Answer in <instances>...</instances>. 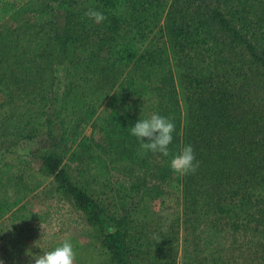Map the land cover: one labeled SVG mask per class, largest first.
I'll use <instances>...</instances> for the list:
<instances>
[{"label": "trees", "instance_id": "1", "mask_svg": "<svg viewBox=\"0 0 264 264\" xmlns=\"http://www.w3.org/2000/svg\"><path fill=\"white\" fill-rule=\"evenodd\" d=\"M89 9L106 19L95 23L85 15ZM94 39L103 44L95 53ZM104 52L105 68L120 74L115 79L125 75L120 105L102 115V99L66 84L61 101L72 93L77 104L70 121L61 120L59 137L53 118L44 124L53 147L62 144L60 153L42 156L41 174L55 177V193L99 229L113 264H143L144 257L156 264L162 247L172 245L163 233L141 243L147 233L138 223L143 225L147 190L162 198L174 184L188 223L201 213L208 235L225 234L233 246L256 249L264 260V0H0V92L18 82L23 68L78 73L99 63ZM53 54L69 56V66L49 63ZM153 97L152 109L139 112L135 103ZM153 113L175 124L167 157L138 155L139 142L130 134ZM89 127L91 137L85 136ZM185 145L193 147L199 168L179 176L170 161ZM2 149L0 144V192L6 196L1 201L0 193V222L33 191L11 185L10 175L17 169L20 180L30 182L31 164L4 163ZM66 157L85 163L74 179L60 168ZM93 182L117 202L114 213L90 193ZM42 185L35 182V189ZM157 241L160 250H145ZM3 262L22 264L11 255Z\"/></svg>", "mask_w": 264, "mask_h": 264}, {"label": "rangeland", "instance_id": "2", "mask_svg": "<svg viewBox=\"0 0 264 264\" xmlns=\"http://www.w3.org/2000/svg\"><path fill=\"white\" fill-rule=\"evenodd\" d=\"M42 19H47V16ZM163 23L164 21L161 26ZM97 39L101 40L100 37ZM93 43L96 46L94 53L103 46L98 45L96 39ZM58 55L53 54L49 63L58 64L56 60L58 59L65 63V67L69 66L67 59L69 56L65 60L59 59ZM100 56L99 63L95 62L96 65H91L88 70L85 69V64L78 73L61 69L59 76H56L49 67H33L30 73L25 72L23 68L19 71L18 82H10V86L4 87L6 91L0 92V144L6 153L4 163L18 165L20 162H28L31 166L26 164L27 174L28 172L33 174L30 182L27 178L21 181L17 169L12 171L11 185L16 184L20 189L26 186L33 191L28 193L19 210L6 215L5 221L1 222L7 230L0 234V250L13 248L14 257L22 264H30L31 258L26 255V250L31 249L33 254L42 255L43 252L61 245L65 240H70L73 244L75 264H113L110 254L102 246L99 229L94 230L90 227L82 213L74 211L57 192L55 193L52 188L55 177L46 178L40 171L43 166V155L50 151L58 153L62 151V144L59 142L58 146L53 147L54 142L44 131L46 129L44 124L50 117L53 118L56 135L59 137L61 120L70 121L69 114L77 106L73 102L75 95L72 93L63 97L66 103L61 101L66 84L78 87L79 91L86 94V98L102 99V107L99 110L102 115L107 107L120 105L122 91L120 84L125 75L122 74L120 79L116 80L115 76L120 75L117 68H105L108 63L106 53ZM60 86L62 89H59ZM155 100L154 97L140 98L135 105L139 112L150 110ZM92 134L93 130L89 127L85 136L91 137ZM8 148L10 149L6 151ZM8 151L11 153H7ZM84 164L70 162L66 157L62 158L60 168L65 167L69 176L74 179ZM35 182H42L44 187L35 189ZM90 188V193L102 201L100 204L104 205L108 212L114 213L118 208L114 207L117 202L110 196L103 195L102 187L95 185L94 182ZM18 191V188H12L10 194L15 196ZM167 192L169 193L162 198H154L153 191L147 190L146 204L141 216L144 219L143 225L138 223V227L143 226V231L147 233L146 236L143 234L141 243H153L160 233L166 235L165 240L172 243L162 247L164 249L156 264H264L262 254L256 249L249 252L246 251V247L233 246V239L225 234L208 235L205 232L206 220L201 219V213L192 215L194 220L188 223L187 219L190 217L184 214L182 195L177 184L167 187ZM0 193L1 201L5 200L6 196L2 191ZM136 214L135 218H138L140 213ZM41 223L44 228L43 234ZM134 232L133 229L130 231L131 234ZM36 241L39 248L34 246ZM160 248V241H157L153 247H146L145 250L156 252ZM142 263L154 264L147 257H144Z\"/></svg>", "mask_w": 264, "mask_h": 264}, {"label": "clouds", "instance_id": "3", "mask_svg": "<svg viewBox=\"0 0 264 264\" xmlns=\"http://www.w3.org/2000/svg\"><path fill=\"white\" fill-rule=\"evenodd\" d=\"M85 15L95 23H102L106 17L100 11L89 9ZM175 124L168 118L153 113L148 118L139 119L130 127L131 136L135 137L140 145L138 155H146L148 152L169 156V145L173 141ZM172 171L179 176L195 174L199 168L194 149L191 145H185L180 152L170 161ZM42 234L44 231L41 223ZM40 241V240H39ZM38 247V241L34 244ZM39 248V247H38ZM26 255L31 258L30 264H75V251L70 240H65L60 246L51 251L35 255L31 249L26 250ZM0 264H4L0 260Z\"/></svg>", "mask_w": 264, "mask_h": 264}, {"label": "crops", "instance_id": "4", "mask_svg": "<svg viewBox=\"0 0 264 264\" xmlns=\"http://www.w3.org/2000/svg\"><path fill=\"white\" fill-rule=\"evenodd\" d=\"M44 187V185H42L41 187H40V189H42ZM26 199V198H25ZM24 201V200H23ZM22 207V203L17 207V208H15L12 212H10L8 215H10V214H12L14 211H16V210H19L21 207ZM20 207V208H19ZM19 208V209H18ZM7 215V216H8ZM7 216H5L4 217V219L2 220V221H5V219H6V217ZM1 221V222H2ZM1 222H0V231H1V233L2 232H5L7 229H6V227H3V225H4V223L3 224H1ZM0 233V234H1ZM60 246V245H59ZM14 251L15 250H13V248H11L10 250H0V260H2L3 261V258H5L6 256H14ZM22 263V262H21Z\"/></svg>", "mask_w": 264, "mask_h": 264}]
</instances>
